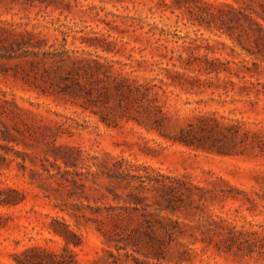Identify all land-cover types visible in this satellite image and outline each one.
Masks as SVG:
<instances>
[{"label":"rangeland","instance_id":"374dc122","mask_svg":"<svg viewBox=\"0 0 264 264\" xmlns=\"http://www.w3.org/2000/svg\"><path fill=\"white\" fill-rule=\"evenodd\" d=\"M226 5L0 0V264H264V45Z\"/></svg>","mask_w":264,"mask_h":264},{"label":"trees","instance_id":"16d2710c","mask_svg":"<svg viewBox=\"0 0 264 264\" xmlns=\"http://www.w3.org/2000/svg\"><path fill=\"white\" fill-rule=\"evenodd\" d=\"M238 3H242L245 5L244 7L236 8L231 5H226L223 8L218 9L216 13L212 11L213 7H209L210 10H206L208 22H216L220 23V27L218 29H224V25H231L228 27L230 33L232 34L234 32H237L238 35L236 37V40L242 44V37H246L248 41L255 43L258 47L259 44L264 45V4L262 3V0H237ZM205 4V3H204ZM206 6V5H205ZM207 5L206 7H208ZM260 7L261 11H259L256 7ZM63 34V32H61ZM13 35L12 42H11V48L12 49H22L23 46L30 45L32 47H40V43L42 42V39L40 37H36L34 33L30 32H23V33H11ZM16 38V39H15ZM26 38H30L29 40L36 39V43H31L30 41H27ZM107 47V46H106ZM174 54V53H173ZM161 57L166 58V55H161ZM180 58V57H179ZM181 59V58H180ZM171 60H174V57L171 58ZM208 73H217L219 70L217 69H205ZM2 147V146H0ZM4 148V147H2ZM7 160V158L0 154V170L2 167V164ZM7 202H2V204ZM108 211L113 210L115 211L114 214H110V219L117 220L118 222L122 221L124 219V215L121 212H118L115 208H107ZM158 226H156L155 233L161 232L164 234H168L169 230L167 229V226L163 224V221L158 219L157 220ZM65 226V229L63 232H60L59 230L55 229V233L61 235L68 245L73 244L75 246H79V236H77L72 230L69 229V226ZM151 228H153L151 226ZM164 231V232H162ZM40 256V253H39ZM43 264V263H39ZM55 264V263H53Z\"/></svg>","mask_w":264,"mask_h":264}]
</instances>
